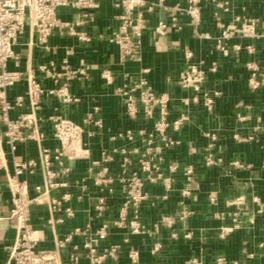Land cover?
<instances>
[{
    "label": "crops",
    "instance_id": "1",
    "mask_svg": "<svg viewBox=\"0 0 264 264\" xmlns=\"http://www.w3.org/2000/svg\"><path fill=\"white\" fill-rule=\"evenodd\" d=\"M216 1L223 6L216 2L204 4L198 26L183 13L179 16L180 27H170L167 34L160 35L155 25L160 19L170 21L171 11L160 7L158 0H145L142 10L147 28L137 61L123 62L119 44L112 40L122 23L117 0H98L92 17L87 18L76 8L59 10L60 17L70 22L74 31L90 36L88 41H81L68 25L54 29L50 48L46 49L27 25L15 47L19 60L8 62L9 69L23 73V79L8 88L10 97L25 94L26 78L31 73L45 87L55 85L41 71L42 64L60 68L68 59L72 66L86 67L87 75L73 80L67 88L78 100L64 103L55 95L44 97L39 110L40 129L45 132L41 144L26 139L13 148L0 116V264H8L9 247L17 236L16 222L8 217L12 206L8 176L15 172V160H37L40 145L59 146L50 118L55 114L83 125L82 140L87 151L83 157L67 160L72 167L66 177L69 186L50 192L58 198L66 192L71 194L61 210L52 216L48 203L31 205V222L43 234L38 248H54L56 238L90 224L95 235L89 239L98 252L120 246L116 256L106 257L101 264H194L193 259L204 264H264V0ZM167 2L185 5L187 0ZM79 19L83 22L78 23ZM247 25H251L250 30H245ZM225 29L231 32L225 39L228 54L217 47ZM187 50L192 52V60L207 71L203 88L212 94V108L203 103L202 95L195 100L196 91L179 82L188 64ZM105 71H109L111 80L104 76ZM142 76L157 93L170 96L167 134L175 143L166 147L157 134L156 142L163 146V159H157L162 177L146 182L149 197L136 217L134 207L126 205L120 180L122 164L128 155V170L138 169L140 152L134 148L147 146L138 136L141 129L146 136L155 132V118L127 116L119 88ZM28 110L25 104L9 110L8 116L16 119ZM88 114H93L91 122L85 120ZM183 115L187 117L175 127L174 122ZM129 128L136 141L127 137ZM207 152L217 162L207 163ZM109 155L112 160L105 159ZM190 165L194 168L191 181L186 175ZM90 167H94L95 174L107 167L113 182L99 186ZM21 179L27 181L30 194L36 195V185L43 183L40 167L34 173L22 174ZM184 188L191 189L189 195L183 194ZM102 197L105 202L100 207ZM67 206L74 209L73 216L67 215ZM125 212L127 220L121 224ZM133 219L145 226L141 232H133ZM103 224H107V236L101 238L96 229ZM86 239L85 235H76L61 250V259L68 263L72 247L78 244L80 263L91 264L85 252ZM131 249L139 250L136 262L129 256Z\"/></svg>",
    "mask_w": 264,
    "mask_h": 264
},
{
    "label": "built area",
    "instance_id": "2",
    "mask_svg": "<svg viewBox=\"0 0 264 264\" xmlns=\"http://www.w3.org/2000/svg\"><path fill=\"white\" fill-rule=\"evenodd\" d=\"M216 2L217 6L223 4L216 0H187L185 5L169 4L167 0H158V5L171 11V20L160 19L155 25V30L160 35L167 34L170 27H180L179 16L183 13L189 14L196 26L199 25L202 17V8L204 4ZM99 5L98 0H0V116L7 125L6 136L8 142L13 148L18 141L26 139H35L39 144L45 139V132L40 129L42 117L39 110L42 101L47 95H55L64 103L78 100V97L67 91L69 84L78 78L87 75V69L84 66H72L68 59H64L60 68L40 65L41 71L46 77L53 79L55 85L47 88L34 75L29 74L26 78L27 88L25 94L15 97L8 95V88L15 85L23 79V73L20 70H11L8 62L11 59L19 60L16 52V44L25 32L29 24L36 32L38 43L46 49L50 48V36L54 29L58 27L70 26L72 33L76 34L81 41L90 40V36L85 32H76L70 22L63 20L59 15V10L64 7L76 8L82 17H92V11ZM117 5L121 7L120 18L122 20L119 31L112 37V40L119 44L122 61H137L140 59L141 46L144 30L147 28V20L142 8L146 5L145 0H117ZM151 8V6L149 7ZM79 19L78 23H82ZM251 29L247 25L245 30ZM244 30V31H245ZM229 29H225L218 38L217 47L224 54H228L229 49L225 42L230 36ZM209 37V34H206ZM252 50V46H248ZM187 67L182 71L180 84L183 87H192L196 91L195 100H199L202 95L203 103L208 107L213 106L212 94L203 88L206 81V70L198 66L192 60V52L187 50ZM216 66L212 67L215 70ZM104 76L111 80L109 71L104 72ZM256 82L255 85H258ZM119 93L123 98V104L127 116L131 119H137L140 116L155 118V132L145 135L143 129L140 130L139 140L145 143L144 148L135 147L134 151L140 152L138 169L129 171L128 167L131 158L124 157L122 164L123 175L120 180L123 184V191L126 196V205H131L135 209L137 217L140 208L149 197L145 191L147 181L155 182L162 177L159 171L157 159H163V146L157 144V134L163 140L167 147L175 143L173 138L167 134V128L170 125L168 116L170 113V96L166 93H157L149 84L146 77H140L130 84L119 88ZM217 93V92H216ZM27 104L28 111L21 113L18 118L11 119L8 116L9 110L23 107ZM93 114H88L85 119L87 122L93 120ZM186 115L181 116L174 122L175 127H179ZM53 134L59 141V146L51 148L40 145L38 159H29L26 161L15 160V172L8 176V185L12 193V206L9 218L16 222L17 236L15 242L9 247L7 263L12 264H81L78 253L79 245L72 247L70 261L68 263L61 259V250L74 240L76 235H85L87 239L84 243L85 252L91 264H101L106 257L116 256L119 245L113 246L104 252H98L95 245L89 239L90 235H95V230L88 224L85 228L75 227L64 238L55 240V247L46 249L38 248L39 242L43 240L42 230L37 229L31 222L30 207L33 203H48L50 213L53 216L55 212L63 208V201L70 198L71 194L66 192L61 198L50 196V192L56 189L66 188L70 182L66 179L72 172V167L68 165L67 160L85 156L87 149L84 146L82 135L84 127L82 124L71 118L59 114L52 115ZM100 124L101 121L97 120ZM127 137L136 141L134 131L129 128L126 131ZM122 151H126L123 149ZM206 161L209 164L217 162L211 152H207ZM106 160H112L109 155ZM40 167L43 177V183L36 185V195H31L26 180L21 179V175L29 172L34 173L37 167ZM90 172L94 173V180L99 186H107L113 182V178L107 174L108 168L95 174L94 167H90ZM194 168L188 166L186 170L187 180L193 179ZM86 185H83V189ZM190 188H184L183 194L189 195ZM213 199V198H212ZM242 199L239 200L241 202ZM105 198H100V207H103ZM68 216L74 215V209L71 206L64 208ZM127 220V213L121 215L120 223ZM63 221V219H58ZM54 224V221L50 219ZM133 232H141L145 226L138 220H131ZM96 234L104 238L107 236V224H103L96 229ZM189 234V233H188ZM158 248V246H157ZM129 256L133 262L139 259V250L131 249ZM194 264H204L198 259H193Z\"/></svg>",
    "mask_w": 264,
    "mask_h": 264
}]
</instances>
